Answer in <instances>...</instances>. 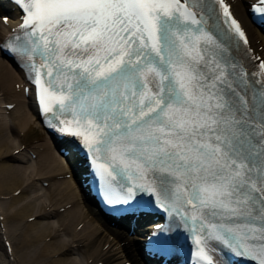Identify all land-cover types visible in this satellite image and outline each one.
<instances>
[{"label": "snow or ice", "instance_id": "obj_1", "mask_svg": "<svg viewBox=\"0 0 264 264\" xmlns=\"http://www.w3.org/2000/svg\"><path fill=\"white\" fill-rule=\"evenodd\" d=\"M17 3L27 13L28 39L11 50L22 59L44 61L32 65L41 76L35 82L43 111L72 118L58 130L103 153L106 163L98 167L113 179L121 176L113 166L118 165L122 179L147 181L135 185L141 193L174 196L199 208L191 220L202 229L209 215L216 218L207 226L218 232V240L264 264V108L257 119L247 97L229 82L228 48L213 32L217 3L223 10L222 22L215 17L219 28L229 39L234 29L247 44L239 23L230 19L229 5L224 0ZM260 69L264 74V62ZM259 96L264 103V88Z\"/></svg>", "mask_w": 264, "mask_h": 264}, {"label": "bare ground", "instance_id": "obj_2", "mask_svg": "<svg viewBox=\"0 0 264 264\" xmlns=\"http://www.w3.org/2000/svg\"><path fill=\"white\" fill-rule=\"evenodd\" d=\"M234 9L250 33V38L253 40V38L260 37L263 40L262 32L246 15V4L242 0H238ZM15 79L14 68L5 58L0 57V90L4 91V97L16 100V105L10 109L8 115L0 111V149L5 148V151L0 153V156L4 157L3 161H0V208L4 214L3 224L11 241L13 252V260L8 263L0 243V264H42V262L47 264H92L101 258L109 264H118L123 259L118 257L121 248L108 249L118 240L110 242L103 249L100 248L105 236L104 232L109 231L111 225L101 223L98 217L87 216L93 207L84 196L58 215H50L46 212L45 207L51 205L52 199L59 194H62L60 200L62 201L71 199L75 193H78L77 189L69 185V178L54 179L46 186L33 187L34 183L30 181L32 177L35 178L50 171H62L60 155L54 149L49 136L40 134L43 136L40 143L44 145V149L39 151L35 161L31 163L23 159L21 150L11 153L12 149L18 147L24 139L40 136L36 132L37 120L33 105L11 89ZM6 91L8 94H5ZM20 129L22 134H19ZM35 163L38 165L37 171H35ZM13 185L20 186L21 189L15 195H8L16 188L8 191ZM3 187L8 192H3ZM49 190L53 192L51 196H48ZM82 206L85 219L84 229L88 227H92V229L85 234L84 245L78 247L75 246L78 240H73L77 233L73 232V225ZM32 213L36 214L35 217L25 221L24 218ZM22 218L23 222L20 221ZM9 222L12 226L9 225ZM56 229L59 230L56 231ZM49 234L52 235L48 238L49 240L45 241L44 236ZM15 242H18V249L15 248ZM27 242H31L33 252H31L32 249H29L30 244ZM136 245L137 243L130 245L131 251H125L131 253L133 255L131 258L137 261L134 256L135 248L132 249ZM53 252H58V254L51 259ZM89 257H91L90 263L87 262Z\"/></svg>", "mask_w": 264, "mask_h": 264}, {"label": "rangeland", "instance_id": "obj_3", "mask_svg": "<svg viewBox=\"0 0 264 264\" xmlns=\"http://www.w3.org/2000/svg\"><path fill=\"white\" fill-rule=\"evenodd\" d=\"M9 123H10V121H9ZM5 151V148H3V149H0V153H2V152H4ZM8 161H10V160H8ZM15 187H17L16 185H13L10 189H8V191H10L11 189H13V188H15ZM7 191V189H4V187H3V192H8ZM54 219V218H53ZM22 220V222L24 221L23 220V218L22 219H20V221ZM56 220V219H55ZM27 223H29V222H27ZM9 225L10 226H12V224H11V222H9ZM45 241H47L46 239H44ZM49 240V239H48ZM14 242V241H13ZM28 244H30L29 245V249H32V251L31 252H33V248H32V245H31V242H27ZM17 245H18V242H15V248H17ZM18 249V248H17ZM55 257V256H54ZM54 257H50L51 259H53ZM38 261H40V260H38ZM90 263V262H89ZM42 264H47V263H44V262H42Z\"/></svg>", "mask_w": 264, "mask_h": 264}]
</instances>
